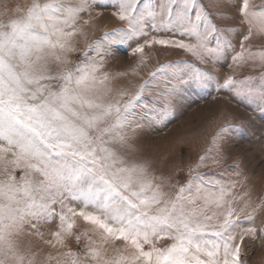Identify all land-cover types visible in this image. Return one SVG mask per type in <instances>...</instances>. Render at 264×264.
<instances>
[{"label":"snow or ice","instance_id":"1","mask_svg":"<svg viewBox=\"0 0 264 264\" xmlns=\"http://www.w3.org/2000/svg\"><path fill=\"white\" fill-rule=\"evenodd\" d=\"M96 6L114 8L126 27L73 61ZM210 8H228L222 18L239 23L217 24ZM138 40L131 52L141 63L146 47L171 45L200 61L230 55L233 64L264 67V0H32L26 7L0 0V264H244L241 245L257 228L242 225L255 224L257 208L237 166L214 173L189 166L181 184L173 181L182 169L169 166L166 175L137 145L140 131L166 119L180 89L203 88L212 73L192 61L169 62L134 91L117 86L128 73L106 70L110 47ZM252 79L229 75L219 88L256 98ZM154 82L156 94L146 97ZM258 98L264 103V86ZM258 207L264 211V198ZM77 217L90 227L74 231Z\"/></svg>","mask_w":264,"mask_h":264},{"label":"rangeland","instance_id":"2","mask_svg":"<svg viewBox=\"0 0 264 264\" xmlns=\"http://www.w3.org/2000/svg\"><path fill=\"white\" fill-rule=\"evenodd\" d=\"M15 7L19 4L26 7L32 0H7ZM207 4L209 0H204ZM261 0H255L259 4ZM101 4H109L111 0H99ZM213 12V19L219 25H235L238 20L222 18V14H227L228 8L219 10L210 8ZM115 9L112 7H94L92 19L84 26V34L77 37L79 51L72 56L76 61L88 45L99 40L105 33H112L114 29L126 27V22L121 21L114 15ZM84 20H89V16L84 14ZM152 35H157L152 33ZM230 38V33H225ZM160 38L185 39L171 33H160ZM194 42V41H193ZM137 43L143 40L132 41L127 45L114 44L110 47L111 55L106 57V70L112 73H128L119 77L115 83L117 86L134 91L136 86L149 80L150 74L160 65L169 62L192 61L199 65L201 69H207L212 73L213 79L205 87H185L179 90L178 94L171 98L172 110L168 112L166 119L158 121L155 126L145 127L137 134V145L142 156L152 159L158 170H164L166 175H171L175 168L182 169L174 176V181L184 183L189 177L188 171L191 166L194 172L214 173L221 168L236 165L240 176L238 179L244 185V191L251 192L253 206L257 208L255 224H244L242 228L256 227L257 236H245L241 245L243 254L241 256L244 264H264V237L260 236V229L264 227V211L259 210V204L264 198V103L258 98L259 90L264 86V80L259 77L264 73V67L260 61H249L243 65L233 64L230 55H224L220 61L208 57L203 61L186 52L184 49L171 45H154L145 48L147 54L144 61L140 62V54L132 53ZM237 50L239 49V38H235ZM259 41L254 42L253 50L259 51ZM184 67L183 64L180 65ZM231 75L239 81L243 77H252L251 85L257 90L256 98H238L232 91L219 88L224 79ZM156 83L150 87L151 91L145 92V96L156 94ZM229 126L228 130L221 138L213 144V139L222 128ZM206 156L205 164L196 168L195 165L201 157ZM220 159L219 165L214 164V160ZM169 166L172 171H168ZM236 168H229V172L235 176ZM17 177L20 171L16 172ZM241 191L240 185L237 192ZM238 206H243L239 204ZM79 209L81 205L75 204ZM252 209H249L251 211ZM90 225L82 218L77 217L74 231L77 233L86 230ZM46 232L49 228L42 229ZM51 231H55V226H51ZM238 229V235L240 234ZM115 246L122 247V241H115ZM171 243L170 240H160L158 246H165ZM69 244L76 248L74 238H70ZM147 247V245L145 246ZM46 251L55 252V249Z\"/></svg>","mask_w":264,"mask_h":264}]
</instances>
